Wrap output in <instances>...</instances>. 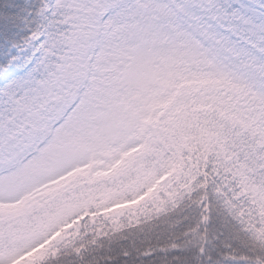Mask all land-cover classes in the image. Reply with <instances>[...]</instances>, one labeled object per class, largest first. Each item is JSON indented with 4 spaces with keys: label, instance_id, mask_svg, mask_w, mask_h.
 Returning <instances> with one entry per match:
<instances>
[{
    "label": "snow or ice",
    "instance_id": "obj_1",
    "mask_svg": "<svg viewBox=\"0 0 264 264\" xmlns=\"http://www.w3.org/2000/svg\"><path fill=\"white\" fill-rule=\"evenodd\" d=\"M0 264H264V0H0Z\"/></svg>",
    "mask_w": 264,
    "mask_h": 264
}]
</instances>
